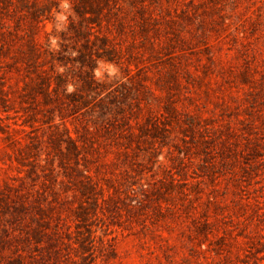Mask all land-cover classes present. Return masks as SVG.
Here are the masks:
<instances>
[{"label":"rangeland","instance_id":"rangeland-1","mask_svg":"<svg viewBox=\"0 0 264 264\" xmlns=\"http://www.w3.org/2000/svg\"><path fill=\"white\" fill-rule=\"evenodd\" d=\"M0 264H264V0H0Z\"/></svg>","mask_w":264,"mask_h":264}]
</instances>
